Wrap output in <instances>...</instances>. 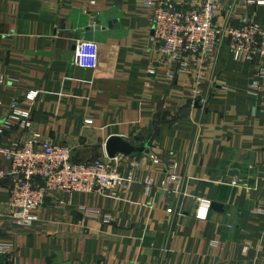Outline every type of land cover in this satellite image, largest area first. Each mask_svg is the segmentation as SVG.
<instances>
[{
  "label": "crops",
  "instance_id": "crops-1",
  "mask_svg": "<svg viewBox=\"0 0 264 264\" xmlns=\"http://www.w3.org/2000/svg\"><path fill=\"white\" fill-rule=\"evenodd\" d=\"M149 1L0 0V118L17 100L32 130L69 147L75 163L108 158L111 138L140 150L114 155L132 176L129 191L50 193L28 230L11 222L9 183L0 181V244L14 264H264V61L239 63L223 42L185 72L172 66L170 78ZM255 1L218 0L217 22L264 28ZM80 42L96 44L95 69L79 67ZM194 89L204 104L192 103ZM30 91L33 102L24 100ZM28 134L7 133L0 147Z\"/></svg>",
  "mask_w": 264,
  "mask_h": 264
},
{
  "label": "built area",
  "instance_id": "built-area-1",
  "mask_svg": "<svg viewBox=\"0 0 264 264\" xmlns=\"http://www.w3.org/2000/svg\"><path fill=\"white\" fill-rule=\"evenodd\" d=\"M94 5L96 0H84ZM151 9L153 40L158 43V51L163 57V66L170 78L175 75L172 66L185 72L189 64L204 62L208 55L218 50L226 42L234 60L253 65L264 61V28L241 18L237 25L220 24L218 0H189L177 4L172 0H153L147 3ZM256 7L264 6V0H256ZM77 60L81 68L95 69L98 50L93 42H80L77 46ZM153 74L152 70L149 72ZM264 74V65L257 68V75ZM196 89L191 91L192 103H205L198 99ZM36 91L27 92L25 101L33 102ZM1 106V103H0ZM85 124L90 125L91 120ZM32 118L28 110L21 108L14 100L8 111L0 118V137L15 130L28 132V136L18 140L8 148L0 147V156L6 167L0 163V181L9 183L8 207L10 219L15 228L28 230L38 221L37 211L50 193L117 196L130 190L132 176L124 177L120 172L121 159L103 158L86 163H75L72 151L67 146H54L41 134L32 130ZM174 168V167H172ZM175 180L168 175L167 182ZM232 186L244 184L231 183ZM152 187V179L146 177L144 194ZM58 205L61 202L57 203ZM83 210L84 208H80ZM209 210L207 202L199 203L195 217L205 220ZM89 217L98 218L96 210L87 211ZM171 214V210H167ZM108 224L109 217H103ZM7 251L0 244V264H14L6 258Z\"/></svg>",
  "mask_w": 264,
  "mask_h": 264
},
{
  "label": "water",
  "instance_id": "water-1",
  "mask_svg": "<svg viewBox=\"0 0 264 264\" xmlns=\"http://www.w3.org/2000/svg\"><path fill=\"white\" fill-rule=\"evenodd\" d=\"M140 150H136L134 148H131L130 146L122 143L118 138H111L107 144H106V152L108 158H113L115 154H120L123 156H127L131 153H138ZM212 209L219 210L221 209V206L217 204L211 205Z\"/></svg>",
  "mask_w": 264,
  "mask_h": 264
}]
</instances>
